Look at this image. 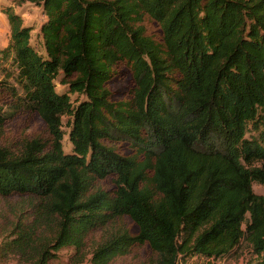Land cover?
I'll use <instances>...</instances> for the list:
<instances>
[{"label": "trees", "instance_id": "obj_1", "mask_svg": "<svg viewBox=\"0 0 264 264\" xmlns=\"http://www.w3.org/2000/svg\"><path fill=\"white\" fill-rule=\"evenodd\" d=\"M14 1L41 7L43 53L6 6L0 127L31 111L46 136L16 156L0 149V196L46 201L56 250L129 218L136 233L108 235L91 264L133 244L148 246L155 264L217 259L242 240L250 263L264 264V194L253 190L264 185V0ZM121 64L134 88L113 100L107 82ZM108 178L111 190L96 185Z\"/></svg>", "mask_w": 264, "mask_h": 264}, {"label": "rangeland", "instance_id": "obj_2", "mask_svg": "<svg viewBox=\"0 0 264 264\" xmlns=\"http://www.w3.org/2000/svg\"><path fill=\"white\" fill-rule=\"evenodd\" d=\"M6 6H11L24 25L31 28L30 43L33 48L43 53L39 35V26L45 20L40 6L29 1L0 0V47L7 44L10 36L7 18L3 13ZM148 29L156 31L153 25ZM55 90L59 93L66 90V86L54 80ZM113 100L126 99L134 88V79L128 66L121 64L107 82ZM72 100L75 95H71ZM82 99L81 97H79ZM3 110H8L0 104ZM67 117H63L62 146L69 152L71 146L67 139L68 127L65 125ZM45 126L37 114L31 111L19 110L5 118L0 127V149L10 156L20 153L23 145L32 138L45 137ZM105 143L123 154H130L131 150L124 141H105ZM97 186L111 190L110 178L98 182ZM254 192L264 194V185H253ZM42 201L31 195L10 194L0 196V264H91L92 252L108 235L126 232L135 234L136 226L127 217H120L85 235L78 248L65 246L61 249L51 247L55 230V216H47ZM248 216V215H246ZM20 227L25 234L24 239L18 238L15 227ZM253 261L247 243L242 240L238 247L230 254L217 259L188 258L180 264H251ZM156 260L146 245L133 244L122 256L110 260L107 264H155Z\"/></svg>", "mask_w": 264, "mask_h": 264}]
</instances>
